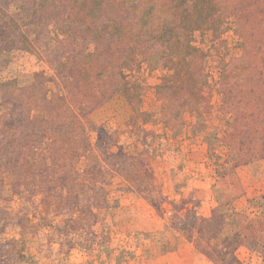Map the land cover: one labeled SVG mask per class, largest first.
<instances>
[{"label": "rangeland", "instance_id": "1", "mask_svg": "<svg viewBox=\"0 0 264 264\" xmlns=\"http://www.w3.org/2000/svg\"><path fill=\"white\" fill-rule=\"evenodd\" d=\"M0 264H264V0H0Z\"/></svg>", "mask_w": 264, "mask_h": 264}]
</instances>
